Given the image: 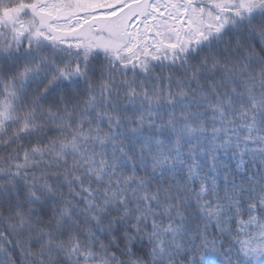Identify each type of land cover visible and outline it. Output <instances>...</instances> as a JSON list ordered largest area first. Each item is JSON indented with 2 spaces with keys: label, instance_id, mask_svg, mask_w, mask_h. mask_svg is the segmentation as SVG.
<instances>
[{
  "label": "snow or ice",
  "instance_id": "obj_1",
  "mask_svg": "<svg viewBox=\"0 0 264 264\" xmlns=\"http://www.w3.org/2000/svg\"><path fill=\"white\" fill-rule=\"evenodd\" d=\"M0 264H264V0H0Z\"/></svg>",
  "mask_w": 264,
  "mask_h": 264
},
{
  "label": "rangeland",
  "instance_id": "obj_2",
  "mask_svg": "<svg viewBox=\"0 0 264 264\" xmlns=\"http://www.w3.org/2000/svg\"><path fill=\"white\" fill-rule=\"evenodd\" d=\"M102 11H110V9H104V10H102Z\"/></svg>",
  "mask_w": 264,
  "mask_h": 264
}]
</instances>
